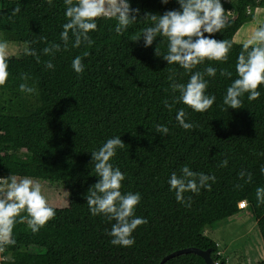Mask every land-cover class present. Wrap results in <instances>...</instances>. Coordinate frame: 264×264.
I'll return each instance as SVG.
<instances>
[{
  "label": "trees",
  "instance_id": "obj_1",
  "mask_svg": "<svg viewBox=\"0 0 264 264\" xmlns=\"http://www.w3.org/2000/svg\"><path fill=\"white\" fill-rule=\"evenodd\" d=\"M77 3L3 0L0 6V35L28 46L21 58L0 56V70L7 73L0 75V178L28 176L66 188L69 199L67 208H53L55 216L38 232L25 220L13 226L10 241L0 238V264H160L190 247L211 250L216 262L226 264L220 243L204 228L246 209L264 243V193L257 194L264 188V85L255 101L245 94L239 109L223 104L238 78L235 63L243 51L235 36L255 20L257 9H264V0H222L228 23L213 38L231 43L228 59L205 60L190 72L164 59L167 38L158 34L148 47L143 39L144 30L154 26L149 14L179 10L176 0H130L139 13H132L128 26L121 27L114 15L101 16L88 39L81 30L68 29L64 40V25L71 22L65 13ZM17 7L20 12L13 14ZM252 46L261 45L249 50ZM76 57L84 65L81 74L71 67ZM209 67L216 70L214 77L207 75ZM197 72L209 84L207 94L216 96L204 113L180 102L173 88ZM181 109L185 122L194 125L190 130L176 120ZM114 136L124 143L112 161L126 176L122 195L140 193L136 215L148 221L133 233L132 247L113 246L106 230L116 221L93 216L88 207L87 197L100 179L91 152ZM185 166L207 179L198 194L186 192L181 204L168 180L172 173L183 176ZM6 191L0 188V198ZM164 264L206 262L187 253Z\"/></svg>",
  "mask_w": 264,
  "mask_h": 264
},
{
  "label": "clouds",
  "instance_id": "obj_2",
  "mask_svg": "<svg viewBox=\"0 0 264 264\" xmlns=\"http://www.w3.org/2000/svg\"><path fill=\"white\" fill-rule=\"evenodd\" d=\"M169 2L170 0H162L164 4ZM176 2L180 5L179 10H169L163 15L149 14L154 26L146 28L143 32L145 46H151L158 34L167 38L164 59L170 65L178 64L189 72L205 60L227 61L231 43L213 38V34L221 32L228 23L222 0H176ZM19 12L20 8L17 7L13 14ZM133 12L139 13V9H133L130 0H78V3L70 6L65 13L71 18V22L64 25L62 38L67 40L68 29H79L88 39V33L97 28L96 18L106 15L116 16L119 25L126 27L135 19ZM121 27H117L116 32L119 33ZM205 33L209 35L205 36ZM250 45H264V25L253 31L237 57L235 72L238 78L227 88L223 97V104L227 108H241L242 97L245 94L249 101H255L261 96L258 89L264 85V46H252L249 50ZM4 48L5 45L0 44V51ZM71 67L77 74L85 70L81 57H76ZM0 75H7L5 69L0 70ZM207 75L214 77L216 70L209 67ZM221 75L231 76L232 73L222 72ZM173 88L180 92L179 101L194 112L204 113L216 102L215 95L207 94L209 84L199 72L192 74L187 84L173 85ZM20 90H25L24 84L20 85ZM185 117L183 109L176 114L180 127L190 130L194 125L186 123ZM156 130L164 133L169 131L167 127L161 126H157ZM123 147L121 138L114 136L104 141L98 150H92L95 174L100 179L90 190L87 200L93 216L105 214L116 221L112 224L110 232L106 230L107 235L111 237L110 243L113 246L132 247L136 243L133 233L148 221L136 215L142 199L141 194L129 192L122 195V182L126 176L119 167H114L112 161L117 155V150ZM181 171L184 175L172 173L168 184L170 191L175 192L176 201L184 204V194L186 192L198 194L200 188L204 187L203 181L207 177L203 174L197 176L187 166ZM197 180L200 181L199 184ZM0 181H4L7 188L4 198H0V238L5 242L10 241L13 226L17 222L24 223L27 220L28 227L35 233L53 219L55 210L49 206L40 183L28 176L18 179L15 175L0 178ZM261 193H264V188L257 189V194ZM22 213H26V216Z\"/></svg>",
  "mask_w": 264,
  "mask_h": 264
},
{
  "label": "rangeland",
  "instance_id": "obj_3",
  "mask_svg": "<svg viewBox=\"0 0 264 264\" xmlns=\"http://www.w3.org/2000/svg\"><path fill=\"white\" fill-rule=\"evenodd\" d=\"M262 25H264V9H257L255 20L243 25L234 40L237 43H247L253 31ZM0 44L5 45V48L0 51V56L21 58L28 52V46L18 42L13 35L6 39L0 35ZM35 181L41 184L49 206L59 209L68 207L69 199L66 188ZM0 188L7 190L6 185ZM204 233L220 243L226 264H263L264 243L257 220L250 210L246 209L238 216L219 221L213 226H206Z\"/></svg>",
  "mask_w": 264,
  "mask_h": 264
},
{
  "label": "water",
  "instance_id": "obj_4",
  "mask_svg": "<svg viewBox=\"0 0 264 264\" xmlns=\"http://www.w3.org/2000/svg\"><path fill=\"white\" fill-rule=\"evenodd\" d=\"M2 5H3V0H0V6L2 7ZM187 253H194V254L202 257L205 260L206 264H217L211 255V253H212L211 250H201V249H198L195 247H190V248H185V249L175 251V252L167 255L166 257H164L160 264H164L172 258H175V257L183 255V254H187ZM218 264H222V263H218Z\"/></svg>",
  "mask_w": 264,
  "mask_h": 264
},
{
  "label": "built area",
  "instance_id": "obj_5",
  "mask_svg": "<svg viewBox=\"0 0 264 264\" xmlns=\"http://www.w3.org/2000/svg\"><path fill=\"white\" fill-rule=\"evenodd\" d=\"M246 207H247V203L245 201L240 203V208L244 209ZM1 253H2V248H0V255H1ZM218 254H221V252H218ZM0 259L2 260L3 258L0 257ZM216 263H219V262H216Z\"/></svg>",
  "mask_w": 264,
  "mask_h": 264
},
{
  "label": "crops",
  "instance_id": "obj_6",
  "mask_svg": "<svg viewBox=\"0 0 264 264\" xmlns=\"http://www.w3.org/2000/svg\"><path fill=\"white\" fill-rule=\"evenodd\" d=\"M241 43H244V42H241ZM210 238V237H209ZM215 241V240H214ZM217 243H219L218 241H216Z\"/></svg>",
  "mask_w": 264,
  "mask_h": 264
}]
</instances>
